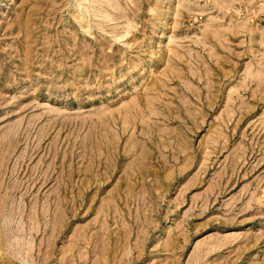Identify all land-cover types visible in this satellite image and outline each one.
<instances>
[{"label":"rangeland","instance_id":"rangeland-1","mask_svg":"<svg viewBox=\"0 0 264 264\" xmlns=\"http://www.w3.org/2000/svg\"><path fill=\"white\" fill-rule=\"evenodd\" d=\"M0 264H264V0H0Z\"/></svg>","mask_w":264,"mask_h":264}]
</instances>
